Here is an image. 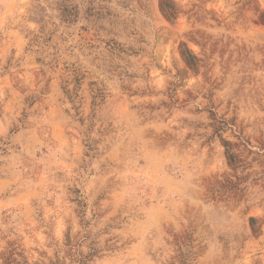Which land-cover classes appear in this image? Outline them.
<instances>
[{
    "label": "rangeland",
    "instance_id": "1",
    "mask_svg": "<svg viewBox=\"0 0 264 264\" xmlns=\"http://www.w3.org/2000/svg\"><path fill=\"white\" fill-rule=\"evenodd\" d=\"M0 264H264V0H0Z\"/></svg>",
    "mask_w": 264,
    "mask_h": 264
},
{
    "label": "trees",
    "instance_id": "2",
    "mask_svg": "<svg viewBox=\"0 0 264 264\" xmlns=\"http://www.w3.org/2000/svg\"><path fill=\"white\" fill-rule=\"evenodd\" d=\"M160 9L166 17L169 16L168 10L171 11V8L166 3H160Z\"/></svg>",
    "mask_w": 264,
    "mask_h": 264
}]
</instances>
